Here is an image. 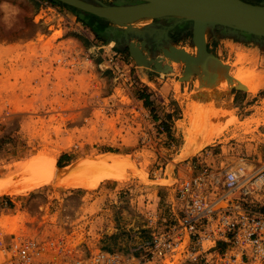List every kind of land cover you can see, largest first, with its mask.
<instances>
[{
    "label": "rangeland",
    "instance_id": "374dc122",
    "mask_svg": "<svg viewBox=\"0 0 264 264\" xmlns=\"http://www.w3.org/2000/svg\"><path fill=\"white\" fill-rule=\"evenodd\" d=\"M41 1L0 0V172L5 165L34 157L58 156L57 165L65 167L105 152L131 158L137 169L125 167L121 178L96 186L70 188L46 181L0 196L14 199L24 209L0 219V264H16L10 261L9 251L16 235L64 238L84 258L99 248L133 252L136 245L151 238L154 213L159 219L156 226L164 228L162 218L171 217L170 202L175 200L182 179L206 162L234 164L243 154L253 158L251 146L232 149L230 144L239 136L237 131L250 134L253 124L264 123V106L258 108L256 117L240 122L242 111L235 109L239 103L232 102L231 96L238 88L231 87L229 95L225 86L241 73L254 88H263L264 47L250 35L210 29L205 48L230 64L231 71L228 76L210 75L203 94L196 99L197 73L184 78L186 64H174L165 56L173 50L196 52L190 23L177 24L175 17L130 25L114 23L129 28L123 29L111 22L116 35L108 33L115 35L110 38L103 33L110 26L106 20H96L104 28L98 31L67 6L52 1L61 15L41 10ZM249 1L264 4V0ZM147 26L144 38L129 37L131 45L124 37L115 41L118 30L133 33ZM130 46L136 54L142 51L147 59L157 58L170 69L138 64ZM109 55H114L112 68H102ZM260 95L264 97V90ZM191 104L196 106V118H217L221 129L214 142L180 155L185 140L179 122L192 111ZM229 104L231 111L226 116L221 112ZM260 143L264 149L263 141ZM206 151L212 153L203 162ZM233 151L239 152L237 157ZM219 152L222 156L216 155ZM140 171L146 173V182ZM8 205L16 207L11 202ZM59 257L58 264L71 263ZM178 259L179 255L173 262L168 258L164 264H183V258Z\"/></svg>",
    "mask_w": 264,
    "mask_h": 264
},
{
    "label": "built area",
    "instance_id": "2783aa9c",
    "mask_svg": "<svg viewBox=\"0 0 264 264\" xmlns=\"http://www.w3.org/2000/svg\"><path fill=\"white\" fill-rule=\"evenodd\" d=\"M40 9L62 14L51 0L41 1ZM113 61L109 55L101 67L112 68ZM211 153L203 155V162ZM237 159L226 165L206 162L182 179L170 202L171 217L162 218L164 228L156 226L154 213L151 238L133 252L99 248L84 258L64 238L16 235L10 261L58 264L62 255L70 264H164L179 255L183 264H264V162L257 164L244 155Z\"/></svg>",
    "mask_w": 264,
    "mask_h": 264
},
{
    "label": "bare ground",
    "instance_id": "6f19581e",
    "mask_svg": "<svg viewBox=\"0 0 264 264\" xmlns=\"http://www.w3.org/2000/svg\"><path fill=\"white\" fill-rule=\"evenodd\" d=\"M138 1L139 0H131L130 2L136 3ZM111 8L114 10L113 7ZM143 11L145 10L142 8L129 13L122 11L123 13L121 14H118L115 11V13L113 12V15L112 13L110 15L113 26L129 29L125 27L127 25L116 26L114 23H128L130 25L136 21L153 20L155 17H161L165 15H185L194 17L198 21L199 26L194 36V44L196 45H194V49L196 50L197 54L195 51L190 54L185 50H173L165 55L169 60L174 62V64L177 62H183L186 64L183 72L184 78L186 76H192L193 73H197V80L195 82L193 91L196 99H199L203 94V91L207 85V79L210 75L218 74L220 76H228L229 72L231 71V65L207 52L205 48V45L208 41L210 26L216 22L223 21L222 19L212 15L203 16L196 14L193 16L189 12L188 14H185L180 10L151 12L145 15H138ZM116 15H123L124 17L121 19V17L119 18ZM114 27H112V31L110 30L108 33L115 34L116 29ZM231 87H237L252 93H256L259 90V88H254L248 77L242 76L241 73L240 75L231 78L229 80L228 86H225L226 92L229 95ZM221 92L222 90L216 92L217 94L215 96V102L217 105L220 103L219 100ZM191 106L193 107L192 111L188 112L185 118L183 117L184 119L179 122L185 140V144L180 155L190 152L197 146L203 147L207 144H210L219 137L218 125L220 120L217 118L213 119L211 117L203 116L196 118V116L193 114L196 106L195 104H191ZM230 111L231 104H229V106L221 113H224L227 116V114L230 115ZM219 129H221V127ZM179 156L177 158H179ZM57 158L58 156L46 157L44 159L34 157L26 161H19L3 166L0 172V195L5 193L19 192L33 186H39L46 181L54 182L56 184L70 188L96 186L102 181L108 179L121 178L123 169L125 167H129L135 171L137 169L135 162L131 158L115 152H105L96 157L83 158L72 162L65 167H59L57 165ZM139 173L146 182V173L141 171Z\"/></svg>",
    "mask_w": 264,
    "mask_h": 264
},
{
    "label": "water",
    "instance_id": "95a60500",
    "mask_svg": "<svg viewBox=\"0 0 264 264\" xmlns=\"http://www.w3.org/2000/svg\"><path fill=\"white\" fill-rule=\"evenodd\" d=\"M62 3H65L69 6H73L81 11L87 12L89 14L95 15L98 18L104 19L110 23V26L103 30V33L108 35V31H112L111 27V13L115 11L118 14L123 12H131L138 10L139 8L144 9L145 11L139 13L138 15L148 14L151 12H163L171 10H180L183 13L188 12L193 16L200 14L203 16L212 15L216 16L223 21L216 22L210 26V29H221L225 31H230L231 33H241L244 35H250L258 42L264 41V4L263 3H253L246 0H139L136 3H131V0H121L117 4H106L100 0H94L95 2H89L86 0H58ZM153 4V5H151ZM114 10H112V8ZM112 10V11H111ZM123 11V12H122ZM119 18L123 19V15H116ZM177 18L179 21H175L177 24L190 23L193 29V37L197 32L199 26L198 21L194 17L185 16V15H165L161 17H155L156 19H167ZM152 24V23H151ZM154 24V22H153ZM160 25V23H157ZM149 26V25H148ZM145 27L142 31L137 32H127L124 30H118L119 36L115 37V41L121 40L124 37V41L128 42L130 36H137L144 38L145 33L149 32L148 28ZM161 26V25H160ZM159 30V29H158ZM116 35V33H115ZM112 38H114V36ZM129 43V42H128ZM140 44V42H137ZM131 45V42L129 43ZM130 50L138 64H150L154 63L156 69H170L168 65H162V62L155 59H147V56L143 54L142 51L138 55L132 51L131 46Z\"/></svg>",
    "mask_w": 264,
    "mask_h": 264
},
{
    "label": "crops",
    "instance_id": "0c3cea01",
    "mask_svg": "<svg viewBox=\"0 0 264 264\" xmlns=\"http://www.w3.org/2000/svg\"><path fill=\"white\" fill-rule=\"evenodd\" d=\"M154 21V20H153ZM262 47H264V41L262 42H258ZM206 48H207V44H206ZM208 49V48H207ZM212 55L220 58L218 55H216L215 53L209 51ZM264 90V87L259 89L256 93H250V91L245 92L242 89H235L234 92H232L231 96H232V102H237L239 103L235 109H239L240 111H242V114L239 117V121L240 122H244L247 119H250L251 117H256V112L258 111V108H262L264 105L262 104V100H264V97H262L260 95L261 91ZM259 98V99H258ZM233 103V105H234ZM233 108V109H234ZM244 112V113H243ZM262 114H264V111H261ZM252 129H254V131L250 134H243V131L239 130L236 133L239 135L237 137V139L235 138L236 141L232 142L230 144L232 149H236L238 146L240 147H247L249 148L251 146V150H250V155L253 156L252 159H248L249 161H253L255 163H262L264 162V149H263V144L260 143L261 141H263L264 143V123L261 126H256V124H253V126H251ZM256 129V130H255ZM231 137V136H230ZM255 139V142H248L247 140H251V139ZM238 140H242V143L237 142ZM224 147V146H222ZM213 150V149H212ZM215 150V149H214ZM207 153H210L211 151H206ZM239 152H234L232 153V155H238ZM216 155L218 156H222V153L219 152ZM245 155V154H243ZM237 157V156H235ZM10 193H5L2 195H7ZM26 193H22L20 195H23ZM0 195V196H2ZM12 195V194H11ZM19 195V196H20ZM38 195V194H36ZM2 198V199H1ZM24 199V198H23ZM23 199L21 201H23ZM11 202V204H16L15 208H12L8 205V203ZM20 205L14 200V199H9V201L7 199H4L3 197H0V219L3 216H14L18 213L24 212V209H22L21 207H19Z\"/></svg>",
    "mask_w": 264,
    "mask_h": 264
},
{
    "label": "trees",
    "instance_id": "16d2710c",
    "mask_svg": "<svg viewBox=\"0 0 264 264\" xmlns=\"http://www.w3.org/2000/svg\"><path fill=\"white\" fill-rule=\"evenodd\" d=\"M51 1H53L56 4H61V5L69 7L70 9H72L79 16V18L81 20H83L84 23L89 24L90 26H92L93 28L97 29L98 31H102V27H99V25L96 24V22H97L96 20L99 19L97 16L89 14V13H86V12L82 13L81 10H79V9L73 7V6H69V5L65 4V3H62L61 1H58V0H51ZM246 1L251 2L249 0H246ZM85 14L87 15V17H86ZM140 96H141V98H144L145 101L148 102V97L144 96L143 94L140 95ZM63 158H64V155L60 158V161ZM60 161H59V163H60ZM60 166H62V165H60Z\"/></svg>",
    "mask_w": 264,
    "mask_h": 264
},
{
    "label": "flooded vegetation",
    "instance_id": "af4514ba",
    "mask_svg": "<svg viewBox=\"0 0 264 264\" xmlns=\"http://www.w3.org/2000/svg\"><path fill=\"white\" fill-rule=\"evenodd\" d=\"M98 20H99V19H98ZM99 21H101V20H99ZM103 29H104V28H103ZM103 29H102V30H103Z\"/></svg>",
    "mask_w": 264,
    "mask_h": 264
}]
</instances>
